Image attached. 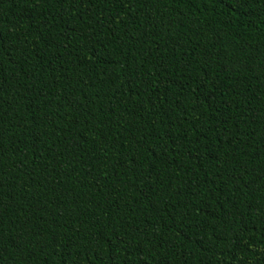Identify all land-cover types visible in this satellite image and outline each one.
I'll list each match as a JSON object with an SVG mask.
<instances>
[{"label": "trees", "instance_id": "trees-1", "mask_svg": "<svg viewBox=\"0 0 264 264\" xmlns=\"http://www.w3.org/2000/svg\"><path fill=\"white\" fill-rule=\"evenodd\" d=\"M0 264H264V0H0Z\"/></svg>", "mask_w": 264, "mask_h": 264}, {"label": "snow or ice", "instance_id": "snow-or-ice-1", "mask_svg": "<svg viewBox=\"0 0 264 264\" xmlns=\"http://www.w3.org/2000/svg\"><path fill=\"white\" fill-rule=\"evenodd\" d=\"M3 47L2 37H0V48Z\"/></svg>", "mask_w": 264, "mask_h": 264}]
</instances>
